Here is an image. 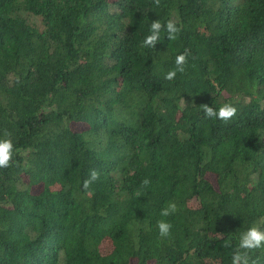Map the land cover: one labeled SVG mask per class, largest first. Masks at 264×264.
Returning a JSON list of instances; mask_svg holds the SVG:
<instances>
[{
  "label": "trees",
  "instance_id": "trees-1",
  "mask_svg": "<svg viewBox=\"0 0 264 264\" xmlns=\"http://www.w3.org/2000/svg\"><path fill=\"white\" fill-rule=\"evenodd\" d=\"M157 19L180 32L142 46ZM5 138L0 264H231L264 230V0H0Z\"/></svg>",
  "mask_w": 264,
  "mask_h": 264
},
{
  "label": "clouds",
  "instance_id": "clouds-1",
  "mask_svg": "<svg viewBox=\"0 0 264 264\" xmlns=\"http://www.w3.org/2000/svg\"><path fill=\"white\" fill-rule=\"evenodd\" d=\"M155 7L161 6V0H153ZM166 29L168 33V39L173 40L176 38V34L180 32V28L177 24L168 20L166 24H162L160 20H153L150 25V35L146 36L142 41L144 47H155L160 39L161 29ZM190 54V49H185L183 53L175 57V69L170 70L165 75L166 80H173L177 72H184V65L187 63V57ZM207 118H216L227 122L237 114V108L231 104L222 105L219 110H215L208 104L201 105ZM14 145L10 138L0 139V168L10 167L13 161ZM99 172L95 169L90 171L89 178L83 182L85 190L89 189L92 183L99 179ZM150 183L145 179L142 184L147 186ZM141 193L138 191L137 195ZM178 210L175 202H169L162 210V217H169L176 213ZM159 234L161 237H168L171 234L172 224L166 220H160L157 222ZM225 247H230V242H226ZM264 247V230L255 225L249 227L246 231L240 233L239 245L232 255L231 264H249L250 257L249 252L255 249Z\"/></svg>",
  "mask_w": 264,
  "mask_h": 264
},
{
  "label": "rangeland",
  "instance_id": "rangeland-1",
  "mask_svg": "<svg viewBox=\"0 0 264 264\" xmlns=\"http://www.w3.org/2000/svg\"><path fill=\"white\" fill-rule=\"evenodd\" d=\"M34 18L37 20L38 23H40V18L38 16H34ZM101 248L103 252H108L111 249L110 243H108L107 241H103V243L101 244Z\"/></svg>",
  "mask_w": 264,
  "mask_h": 264
}]
</instances>
